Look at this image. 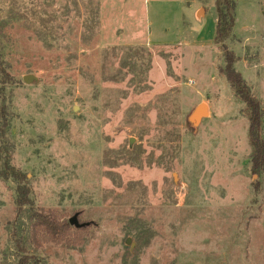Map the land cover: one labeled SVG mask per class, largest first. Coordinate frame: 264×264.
<instances>
[{"label": "rangeland", "instance_id": "1", "mask_svg": "<svg viewBox=\"0 0 264 264\" xmlns=\"http://www.w3.org/2000/svg\"><path fill=\"white\" fill-rule=\"evenodd\" d=\"M215 1L0 0L11 165L32 210L87 224L51 241L0 180V264H264V175L221 73ZM235 4L226 46L264 139V0Z\"/></svg>", "mask_w": 264, "mask_h": 264}, {"label": "trees", "instance_id": "2", "mask_svg": "<svg viewBox=\"0 0 264 264\" xmlns=\"http://www.w3.org/2000/svg\"><path fill=\"white\" fill-rule=\"evenodd\" d=\"M235 0H216L215 13L216 23L214 29L213 43L222 52L224 66L221 70L226 82L232 90L234 96L245 104V111L248 118V141L251 146V155L249 158L251 173L253 175H264V139L262 136V109L259 101L253 96L251 89L245 80L235 70L234 65L237 62L236 56L226 46L234 27ZM3 104L0 108V156L2 157V169L0 170V180H13L16 184L15 206L16 211L21 213L25 207L33 209L29 199L30 190L26 186L27 177L25 174L16 170L11 165V153L13 144L7 137L8 120L6 111V98L1 91ZM5 98V99H4ZM34 219V228L45 233L49 239L54 242H62L66 238L69 225L67 222L58 223L52 216L45 212L31 211ZM17 247L23 251L20 245ZM18 264H39L32 256L22 255Z\"/></svg>", "mask_w": 264, "mask_h": 264}, {"label": "water", "instance_id": "3", "mask_svg": "<svg viewBox=\"0 0 264 264\" xmlns=\"http://www.w3.org/2000/svg\"><path fill=\"white\" fill-rule=\"evenodd\" d=\"M36 79L33 76H24L22 78V81L25 84H31L32 82H34ZM205 116V111L202 109V105H198L196 106L193 111L190 113L189 117H188V123L190 126H192L193 128L196 127L198 121L200 122ZM131 144V142H130ZM68 223L70 226H74L75 228H83L85 227L87 224H80L78 222V216L75 214L73 217H71L68 220ZM126 244H129V241L126 242Z\"/></svg>", "mask_w": 264, "mask_h": 264}, {"label": "built area", "instance_id": "4", "mask_svg": "<svg viewBox=\"0 0 264 264\" xmlns=\"http://www.w3.org/2000/svg\"><path fill=\"white\" fill-rule=\"evenodd\" d=\"M192 84H193V81H189V82H188V85H192Z\"/></svg>", "mask_w": 264, "mask_h": 264}, {"label": "bare ground", "instance_id": "5", "mask_svg": "<svg viewBox=\"0 0 264 264\" xmlns=\"http://www.w3.org/2000/svg\"><path fill=\"white\" fill-rule=\"evenodd\" d=\"M202 109H203L204 111H206V108H205V106H203V105H202ZM205 113H206V112H205Z\"/></svg>", "mask_w": 264, "mask_h": 264}, {"label": "crops", "instance_id": "6", "mask_svg": "<svg viewBox=\"0 0 264 264\" xmlns=\"http://www.w3.org/2000/svg\"><path fill=\"white\" fill-rule=\"evenodd\" d=\"M215 23H216V19H215Z\"/></svg>", "mask_w": 264, "mask_h": 264}]
</instances>
